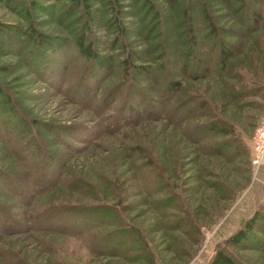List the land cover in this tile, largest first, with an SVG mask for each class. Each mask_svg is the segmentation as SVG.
<instances>
[{"label": "rangeland", "instance_id": "obj_1", "mask_svg": "<svg viewBox=\"0 0 264 264\" xmlns=\"http://www.w3.org/2000/svg\"><path fill=\"white\" fill-rule=\"evenodd\" d=\"M0 28V264H264V0H1Z\"/></svg>", "mask_w": 264, "mask_h": 264}, {"label": "built area", "instance_id": "obj_2", "mask_svg": "<svg viewBox=\"0 0 264 264\" xmlns=\"http://www.w3.org/2000/svg\"><path fill=\"white\" fill-rule=\"evenodd\" d=\"M254 166H260L264 162V119L257 126L252 141Z\"/></svg>", "mask_w": 264, "mask_h": 264}, {"label": "trees", "instance_id": "obj_3", "mask_svg": "<svg viewBox=\"0 0 264 264\" xmlns=\"http://www.w3.org/2000/svg\"><path fill=\"white\" fill-rule=\"evenodd\" d=\"M76 1H79V0H76ZM240 1H242V0H240ZM0 30H1V28H0ZM33 33L36 34L35 31H33ZM78 43H79L78 48H79L80 55L83 56L84 58H90L91 59L94 55V53L91 51L92 47L91 46H85L82 41H78ZM222 51H223V53H222L221 57H222L223 61L225 62L229 58L228 56L230 55V52L227 49H223V48H222ZM251 226H253V225L250 224V227ZM248 229H250V228H248ZM243 235L244 234L241 235L242 239H243ZM212 264H234V263L232 262V258L226 256L224 253H219L216 256V258Z\"/></svg>", "mask_w": 264, "mask_h": 264}]
</instances>
